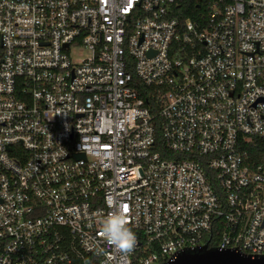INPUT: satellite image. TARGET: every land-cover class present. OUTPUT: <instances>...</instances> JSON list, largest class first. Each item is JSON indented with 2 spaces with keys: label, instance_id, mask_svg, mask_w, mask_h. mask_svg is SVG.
Masks as SVG:
<instances>
[{
  "label": "built area",
  "instance_id": "2783aa9c",
  "mask_svg": "<svg viewBox=\"0 0 264 264\" xmlns=\"http://www.w3.org/2000/svg\"><path fill=\"white\" fill-rule=\"evenodd\" d=\"M186 1L0 0V264L264 258V0Z\"/></svg>",
  "mask_w": 264,
  "mask_h": 264
},
{
  "label": "water",
  "instance_id": "95a60500",
  "mask_svg": "<svg viewBox=\"0 0 264 264\" xmlns=\"http://www.w3.org/2000/svg\"><path fill=\"white\" fill-rule=\"evenodd\" d=\"M164 264H264V258L251 259L234 251L202 249L195 253H181L174 261Z\"/></svg>",
  "mask_w": 264,
  "mask_h": 264
},
{
  "label": "clouds",
  "instance_id": "9594fccd",
  "mask_svg": "<svg viewBox=\"0 0 264 264\" xmlns=\"http://www.w3.org/2000/svg\"><path fill=\"white\" fill-rule=\"evenodd\" d=\"M125 220L122 211L110 214L103 221L101 232L107 244L122 253H130L137 243V238Z\"/></svg>",
  "mask_w": 264,
  "mask_h": 264
},
{
  "label": "trees",
  "instance_id": "16d2710c",
  "mask_svg": "<svg viewBox=\"0 0 264 264\" xmlns=\"http://www.w3.org/2000/svg\"><path fill=\"white\" fill-rule=\"evenodd\" d=\"M187 6L183 10L182 19H194L198 14L197 4L194 0H187ZM2 57V48L0 44V60ZM157 149L162 153L164 158L174 156L172 153L167 152L164 149L160 134L157 133ZM248 152L250 153V158L256 162H264V142L260 140H255L254 145H249L247 147Z\"/></svg>",
  "mask_w": 264,
  "mask_h": 264
},
{
  "label": "rangeland",
  "instance_id": "374dc122",
  "mask_svg": "<svg viewBox=\"0 0 264 264\" xmlns=\"http://www.w3.org/2000/svg\"><path fill=\"white\" fill-rule=\"evenodd\" d=\"M77 55L85 56L86 53L83 52V51H80V50H73V57L75 58V60L80 59V57L77 56ZM78 57H79V58H78Z\"/></svg>",
  "mask_w": 264,
  "mask_h": 264
},
{
  "label": "snow or ice",
  "instance_id": "6c2138e0",
  "mask_svg": "<svg viewBox=\"0 0 264 264\" xmlns=\"http://www.w3.org/2000/svg\"><path fill=\"white\" fill-rule=\"evenodd\" d=\"M125 211H127V207L125 206Z\"/></svg>",
  "mask_w": 264,
  "mask_h": 264
}]
</instances>
